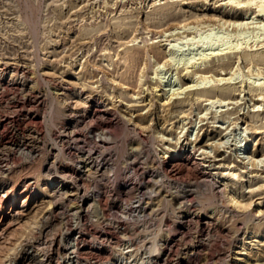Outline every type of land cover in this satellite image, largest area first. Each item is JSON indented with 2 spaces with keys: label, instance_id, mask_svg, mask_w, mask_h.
I'll list each match as a JSON object with an SVG mask.
<instances>
[{
  "label": "rangeland",
  "instance_id": "obj_1",
  "mask_svg": "<svg viewBox=\"0 0 264 264\" xmlns=\"http://www.w3.org/2000/svg\"><path fill=\"white\" fill-rule=\"evenodd\" d=\"M228 1L0 0V264H235L234 251L264 264V100L252 106L264 94V45L251 48L258 62L241 55L264 42V18L253 5L246 26L222 25L243 14ZM168 50L170 61L156 54ZM207 50L216 56L201 67L232 76L225 106L214 91L165 104L172 88L190 84L174 65L200 63ZM156 76L164 83L154 88ZM245 135L247 154L263 162L254 168L231 152ZM168 151L198 178L163 165ZM244 170L252 183L221 175ZM50 179L62 187L23 204ZM230 192L250 204L249 219L225 205Z\"/></svg>",
  "mask_w": 264,
  "mask_h": 264
},
{
  "label": "bare ground",
  "instance_id": "obj_2",
  "mask_svg": "<svg viewBox=\"0 0 264 264\" xmlns=\"http://www.w3.org/2000/svg\"><path fill=\"white\" fill-rule=\"evenodd\" d=\"M186 1V0H185ZM217 1H219V0H217ZM223 1V0H222ZM244 1V0H243ZM169 2V1H168ZM182 2V1H181ZM216 2V1H215ZM154 2H152L151 4H153ZM156 3V2H155ZM205 3H206V0H205ZM228 3H229V5H230V3L231 4H234L231 8L232 9H238V8H240L242 11V13L243 14H240L239 16H236V15H233L232 14V16H230V17H228V19L227 20H223V18L222 19H220L219 20V23H221L222 25H225V24H228V25H230V26H234V27H240V26H244L245 25V20H244V17H245V15H247L246 13H248L247 11H248V9H250V8H252V6L254 5L255 6V8H257L258 10H257V13H258V15L257 16H260V18H264V0H258V1H254V0H245L243 3L242 2H240L239 0H236V1H228ZM227 3V4H228ZM164 4V3H163ZM149 5V4H148ZM153 6H154V4H153ZM155 7V6H154ZM252 10V9H251ZM231 11V10H230ZM236 11V10H235ZM255 13V12H254ZM196 17V16H195ZM211 17V16H210ZM200 18H203V17H200ZM211 18H213V17H211ZM193 19H194V17H193ZM197 19V18H196ZM214 19L215 18H213V20H211V19H209V20H211V21H214ZM217 19V18H216ZM232 19V20H231ZM182 20V19H181ZM195 20V19H194ZM203 20V19H202ZM202 20H195V23H197V24H199V26H200V24H203V23H206V22H204V21H202ZM205 20V19H204ZM208 20V21H209ZM218 20V19H217ZM125 21V20H124ZM192 21V20H191ZM190 21V22H191ZM261 21H262V19H261ZM210 22V21H209ZM216 22V21H215ZM161 23V22H160ZM184 23V22H183ZM216 23H218V22H216ZM159 24V23H158ZM166 24V23H165ZM173 24H175V23H173ZM191 24V23H190ZM211 24V23H210ZM248 24V23H247ZM262 24H264V23H262ZM177 25H178V23H177ZM207 25H209V23H207ZM220 25V24H219ZM227 25V26H228ZM134 26V25H133ZM190 26V25H189ZM212 26V25H211ZM221 26V25H220ZM246 26V25H245ZM259 26H261V25H259ZM129 27V26H128ZM182 27V26H181ZM184 27H186L187 29H190V28H188V26H187V23H186V26H185V23H184ZM184 27H182V28H184ZM198 27V26H197ZM201 27V26H200ZM199 27V28H200ZM202 27H203V25H202ZM204 27H205V25H204ZM248 27V26H247ZM246 27V28H247ZM263 27V29H264V25L262 26ZM89 28V27H88ZM135 28V27H134ZM147 28V27H146ZM168 28V27H167ZM171 28V27H170ZM170 28H168V29H170ZM176 28V27H175ZM179 28V27H178ZM195 28V27H194ZM198 28V29H199ZM206 28H208L207 26H206ZM261 28V27H260ZM148 29V28H147ZM181 29V28H180ZM192 29V28H191ZM211 29V28H210ZM233 29V28H232ZM245 29V28H244ZM87 30V29H86ZM167 30V29H166ZM166 30H164L163 32L164 33H166ZM179 30V29H178ZM194 30V29H193ZM258 30H259V28H258ZM151 31V30H150ZM156 31V30H155ZM154 31V32H155ZM159 31V30H158ZM169 31V30H168ZM174 31V30H173ZM186 31V30H185ZM184 31V32H185ZM87 32V31H86ZM161 32H162V30H161ZM170 32H171V30H170ZM170 32H167V35H168V33H170ZM175 32V31H174ZM180 32V31H179ZM183 32V33H184ZM196 32H198L197 30H196ZM92 33V32H91ZM151 33V32H150ZM172 33V32H171ZM170 33V34H171ZM134 34V33H133ZM155 34V33H154ZM159 34H160V32H159ZM163 34V33H162ZM168 35L169 37H170V40L172 39L171 38V36L172 35ZM172 34H175V33H172ZM176 34H177V32H176ZM238 34V33H237ZM251 34V33H250ZM188 35V34H187ZM159 36H161V35H159ZM261 36V35H260ZM162 37V36H161ZM192 37V36H191ZM259 37V36H258ZM264 37V36H263ZM91 38V37H90ZM132 38V37H131ZM151 38V37H150ZM186 38V37H185ZM165 39V38H164ZM166 39H167V37H166ZM169 39V38H168ZM181 39V38H180ZM190 39V38H189ZM257 39V38H256ZM151 40V39H150ZM156 40V39H155ZM248 40V39H247ZM258 40H260V39H258ZM149 41V40H148ZM152 41V40H151ZM166 41V40H165ZM174 41H175V39H174ZM256 41V40H255ZM263 41H264V39H263ZM125 42V41H124ZM127 42V41H126ZM168 42V41H167ZM259 42H261L263 45H264V42H262V41H256V44H252V43H250V44H252V45H249V46H247V48H249L247 51H245L244 49H242V50H244L243 51V54H241L243 57L242 58H244V61L243 62H246V61H252V60H255L256 59V61L258 62V60H261L260 58H261V56H259V57H257L256 55H255V50L256 49H251V48H253V47H257V45H258V43ZM87 43V42H86ZM128 43V42H127ZM211 43H212V41H211ZM243 43V42H242ZM260 43V44H261ZM160 44V43H159ZM234 44V43H233ZM244 44V43H243ZM246 44V43H245ZM143 45H145L146 46V44L144 43ZM153 45H154V43H153ZM153 45H152V47H153ZM169 45V44H168ZM192 45H193V43H192ZM215 45V44H214ZM222 45V44H221ZM225 45H226V43H225ZM236 45H237V43H236ZM240 45H241V43H240ZM239 45V46H240ZM123 46L125 47V45H124V43H123ZM127 46V45H126ZM148 46H149V44H148ZM210 46V45H209ZM228 46V45H227ZM239 46L238 47H236L237 49L239 48ZM243 46V45H242ZM122 47V46H121ZM140 47V46H139ZM151 47V48H152ZM214 47V46H213ZM262 47V46H261ZM141 48V47H140ZM150 48V47H149ZM215 48V47H214ZM228 48H231V47H228ZM232 48H233V46H232ZM242 48V47H241ZM125 49H126V47H125ZM145 49V48H144ZM169 49V48H168ZM227 49V48H226ZM225 49V50H226ZM259 49V48H258ZM122 50V49H121ZM124 50V49H123ZM146 50V49H145ZM171 50V49H170ZM170 50H168V51H163L164 53H161L160 51H158V53L156 52V54H158V55H160V54H164V58L166 59V61H170ZM225 50H223V51H225ZM234 50V49H233ZM153 51V50H152ZM156 51V50H155ZM209 53H206V54H204V56H203V58H201V62L200 63H197V61L196 62H194L193 60V62H191V59H190V61H184V63H182V65L181 66H179L178 64L177 65H174V69L175 70H177V69H181L180 71V73H182V72H184V75H183V77L184 76H187V78L188 79H190V84L188 85V86H185V87H183V88H181L180 90H179V88L181 87V86H179V88L178 89H173L172 88V92L171 93H169L168 95H167V97H166V99H165V104L166 103H168L170 100H174L175 98H173V96H179V95H181V94H186V93H193V94H195V95H197V97H195V98H193L196 102H199V101H201L202 100V98H204V99H206V100H208L209 98H205V97H207L206 95L207 94H209L210 93V91H214L215 92V94L217 95V99H215V100H213L214 102H218L219 104H220V106H225V103H226V100H225V102H224V100L223 99H221L220 97H226V93H227V90H228V88H230V81L232 80V76H230V75H228V77L229 78H226V77H224L223 78V76L221 77V76H219V75H222V72H219V71H217V69H216V71L215 70H213L212 68H210V66H209V68H206V67H201V64H205L206 62H207V58L209 57V56H212V55H214V56H216L215 54L216 53H214L213 52V50H207ZM232 51V50H231ZM236 51V50H235ZM254 52V53H252V54H250L249 52ZM221 52V51H220ZM257 52V51H256ZM148 53H149V50L147 51H145L144 53H143V55L144 56H146L145 58L146 59H148L147 58V55H148ZM153 53V52H152ZM202 53V52H201ZM231 53V52H230ZM241 53H242V51H241ZM150 54V53H149ZM202 54V55H203ZM227 54V53H226ZM225 54V55H226ZM260 54V53H259ZM118 55H119V53H118ZM123 55V54H122ZM195 55V54H194ZM234 55V54H233ZM257 55H258V53H257ZM121 56V55H120ZM142 56V55H141ZM191 56V55H190ZM107 57V56H106ZM116 57V56H115ZM148 57H150V56H148ZM158 57V56H157ZM168 57H170V58H168ZM198 57H200V56H198ZM235 57H237V56H235ZM239 57V56H238ZM122 58H123V60L124 59H128L129 61H133V59H135V56H134V54H132V55H125L124 57L122 56ZM156 58V57H155ZM172 58H173V56H172ZM175 58V57H174ZM264 58V57H263ZM121 59V58H120ZM119 59V60H120ZM160 59V58H159ZM178 59H180V58H178ZM182 59H184L183 57H182ZM196 59V58H195ZM110 60V59H109ZM116 60V59H115ZM189 60V59H188ZM246 60V61H245ZM264 60V59H263ZM165 61V62H166ZM174 61V60H173ZM179 61V60H178ZM209 61V60H208ZM115 62H117V61H115ZM150 62V61H149ZM175 62V61H174ZM252 62H254V61H252ZM256 62V63H257ZM132 63V62H131ZM147 63V62H146ZM156 63V65H157V68L158 67H160L159 65H158V63L157 62H155ZM219 63V62H218ZM251 64V63H250ZM226 65V64H225ZM225 65H223L222 64V66H221V69H224L226 66ZM247 65V64H246ZM253 65V64H252ZM256 65V64H255ZM223 66H224V68H223ZM230 66V65H229ZM262 66V65H261ZM215 67V66H214ZM238 67V66H237ZM163 68V67H162ZM161 68V69H162ZM218 68H220V67H218ZM227 68V67H226ZM247 68V67H246ZM220 69V70H221ZM235 69V68H234ZM239 69V68H238ZM238 69H236V71L238 70ZM241 69V68H240ZM248 69V68H247ZM246 69V70H247ZM219 70V69H218ZM225 70V69H224ZM242 70V69H241ZM250 70V69H249ZM163 71V70H162ZM222 71V70H221ZM231 71V70H230ZM224 72V71H223ZM233 72H235V71H233ZM240 72V71H239ZM251 72V71H250ZM258 72V71H257ZM261 72V74H262V71H260ZM260 72H258V75H261V74H259ZM179 73V72H178ZM237 72H235V75H237L236 74ZM161 74V73H160ZM230 74V73H229ZM11 75V74H10ZM9 75V76H10ZM156 75V74H155ZM223 75H227V73H224ZM232 75V74H231ZM233 75H234V73H233ZM255 75H257L256 73H255ZM17 76V75H16ZM141 76V75H140ZM167 76V75H166ZM249 76V75H248ZM262 76V75H261ZM157 78L159 77V76H156ZM259 77V76H258ZM257 77V78H258ZM165 78V77H164ZM174 78V77H173ZM139 80H138V82H137V84H138V86H142L143 87V82H142V80L140 79V78H138ZM166 79V78H165ZM224 79H227V80H225V83H226V85H228L229 87H222V88H219L218 89V86H220V83L224 80ZM115 80V79H114ZM159 84L157 83V85L154 87V88H156V87H159L161 84H163L164 83V81H163V79H162V77H159ZM181 81V80H180ZM179 81V82H180ZM114 82H116V81H114ZM228 82V83H227ZM225 83H223V84H225ZM78 84V83H77ZM118 84H120V82L118 83ZM117 84V85H118ZM222 84V85H223ZM259 84V83H258ZM146 85V84H145ZM179 85V84H178ZM181 85V84H180ZM221 85V86H222ZM233 85V84H232ZM256 85V84H255ZM76 86V85H75ZM170 86L172 87V84H170ZM184 86V85H183ZM262 85H259V87L258 88H256V89H261L262 87H261ZM12 87V86H11ZM66 87V86H65ZM65 87H64V89H65ZM68 87V86H67ZM145 87V86H144ZM150 87V86H149ZM212 87V89H210ZM17 88V87H16ZM122 88H124V90L127 88H125V87H123L122 86ZM153 88V89H154ZM177 88V87H176ZM232 88V87H231ZM21 90V89H20ZM203 92H202V91ZM264 90V89H263ZM11 91V90H10ZM9 91V92H10ZM148 91V90H147ZM155 91H158V90H155ZM170 92V91H169ZM264 92V91H263ZM28 94V93H27ZM132 94V93H131ZM18 95V94H17ZM130 95V94H129ZM231 95V94H230ZM11 96H13V95H11ZM158 96H160V95H158ZM193 96V95H192ZM228 96H229V94H228ZM258 97H257V99H255V102L256 103H254L252 106L253 107H256V104L258 105V103L263 99L264 100V94H263V96H261V94L259 95H257ZM259 96L261 97V99L259 98ZM169 97V98H168ZM214 97V96H213ZM113 98V97H112ZM177 98V97H176ZM227 98V97H226ZM191 99V98H190ZM225 99V98H224ZM211 100V99H210ZM116 101V100H115ZM205 101V100H204ZM213 101H208L209 103H212ZM252 101V100H251ZM65 102V101H64ZM263 102V101H262ZM163 103V104H164ZM6 106V105H5ZM17 109V108H16ZM2 111H3V109H2ZM74 115V114H73ZM97 116V115H96ZM71 117V116H70ZM21 118V117H20ZM22 118H24V117H22ZM93 118V117H92ZM103 119V118H102ZM15 120V119H14ZM83 121H85V120H83ZM28 122V121H27ZM82 122V121H81ZM86 124V123H85ZM25 125V124H24ZM213 126V125H212ZM14 127V126H13ZM216 127V126H215ZM106 130V129H105ZM70 131V130H69ZM72 131V130H71ZM107 131V130H106ZM109 131V130H108ZM130 133V132H129ZM245 143L243 144V148L242 147H240V149H238L237 147H236V145H235V147L231 150V152H232V155L233 156H235V158L237 159L238 157H237V154L238 153H241L242 155H244V153H246L245 155H244V157L243 158H241L243 161H241L242 163H243V168H247L248 166H251V168H254V167H256L257 166V164H258V162L259 163H261L260 162V159H258V160H256V158H255V155L254 154H247V152H249L248 150H246V147H247V145H248V142L249 143H251L252 142V139L250 138V135L247 137L246 135H245ZM170 150V149H169ZM251 150V149H250ZM169 152V151H168ZM181 152V151H180ZM177 155H180V153L179 152H169V153H164V155H163V165H165V163L167 164V166L168 167H178V169L180 170V172H183V173H189L190 174V176L192 175V176H195V177H197L198 178V176H199V174L196 172V169H191V167H189L188 166V164H187V162H185V160H183L182 158H180L179 156H177ZM182 155V154H181ZM176 156V157H175ZM239 156V155H238ZM183 157H186V154H185V152H184V154H183ZM79 159V158H78ZM235 159V160H236ZM81 160V159H80ZM165 160V161H164ZM233 160H234V158H233ZM239 161H240V159H239ZM263 163V162H262ZM195 164V163H194ZM264 164V163H263ZM194 168V167H193ZM225 169V168H224ZM195 170V171H194ZM166 172V171H165ZM242 173H245L246 175H236V174H234L233 172H231V171H228V172H225L224 173V171L222 172V174L221 175H223V180L224 179H226L227 177L229 178L230 177V179H232L233 180V178H235L236 180L235 181H237V182H243V181H247V182H253V180H252V177H249V175H247V174H250L251 172H248V171H246V170H244V171H242L241 172V174ZM88 174H90V173H88ZM189 174H188V176H189ZM170 175V174H169ZM216 176V175H215ZM218 176V175H217ZM236 176V177H235ZM220 177V176H219ZM246 177H248L247 179H246ZM190 178V177H189ZM207 179V178H206ZM216 179V178H215ZM194 180V179H193ZM196 180V179H195ZM205 180V179H204ZM219 180V179H218ZM37 181V180H36ZM210 181V180H209ZM216 181V180H215ZM215 181L213 182V183H215ZM208 182V181H207ZM212 182V181H211ZM219 182V181H218ZM217 181H216V183H218ZM28 183V182H27ZM51 184H54L55 183V186L54 187H56V186H58V182H50ZM196 183H197V181H196ZM195 183V184H196ZM215 183V184H216ZM38 184V183H37ZM214 184V185H215ZM46 185V184H45ZM206 185V184H205ZM212 185V184H211ZM219 186V185H218ZM28 187V186H27ZM201 187V186H200ZM198 188V187H197ZM220 188H222V187H220ZM247 189H248V191H247V193H253V192H255L257 189H252V185H249V187H246ZM203 189V188H202ZM55 191V190H54ZM48 192V190H46L45 188H42L40 191H39V193H40V195L41 196H43V195H45L46 193ZM221 193V192H220ZM219 193V194H220ZM223 193V192H222ZM221 193V194H222ZM228 193V192H227ZM231 193V192H230ZM230 193L228 194L229 195V197H227V203H225V205L226 204H228V205H231V206H234V208L236 207V208H238L239 209V211L238 212H240V211H242V216L244 215V216H248V213L246 214V212H247V208L250 206V204L247 202H244L243 203V201L242 200H239V199H237L236 197H235V193H231V195H230ZM6 194V193H5ZM12 194V193H11ZM34 194L35 193H33V194H30L29 195V198H27L26 200H25V202H27V201H29L30 199H31V197L32 196H34ZM215 194V193H214ZM224 194V193H223ZM222 194V195H223ZM217 195H218V193H217ZM225 195V194H224ZM15 196H16V194H15ZM46 196V195H45ZM215 196V195H214ZM226 196V195H225ZM224 196V197H225ZM212 197H213V195H212ZM223 197V198H224ZM220 198V197H219ZM222 199V198H221ZM226 200V199H225ZM105 201V200H104ZM224 201V200H223ZM14 206L12 207V210L14 209V210H18L19 209V207H16V204L14 203L13 204ZM228 207V206H227ZM226 207V208H227ZM185 208V207H184ZM229 209V208H228ZM13 210V211H14ZM186 210V209H185ZM184 210V211H185ZM234 211V210H233ZM235 211H236V209H235ZM186 212V211H185ZM185 212H183V213H185ZM198 212V211H197ZM25 213V212H24ZM187 213V212H186ZM185 213V214H186ZM200 213V212H199ZM232 213V212H231ZM249 213H251V212H249ZM16 214V213H15ZM228 214V213H227ZM235 214H237V213H235ZM250 215V214H249ZM20 216H21V214H20ZM24 216V215H23ZM216 216V215H215ZM240 216V215H239ZM252 216H254V215H252ZM232 217V216H231ZM184 218V217H183ZM192 218V217H191ZM233 219H236L235 217H232ZM239 218V217H238ZM179 219H181V217L179 218ZM245 219V218H244ZM247 219H249L248 217H247ZM19 220V219H18ZM185 220V219H184ZM218 220V219H217ZM237 220V219H236ZM240 220V219H239ZM242 220V219H241ZM246 220V219H245ZM186 221V220H185ZM234 221V220H233ZM244 221V220H243ZM180 222H182V221H180ZM231 223V222H230ZM225 224V223H224ZM231 226V225H230ZM231 228V227H230ZM236 228V227H235ZM176 230V229H175ZM178 231V230H177ZM184 234V233H183ZM251 234H254V235H257V233L256 232H254V233H251ZM228 235V234H227ZM239 235V234H238ZM234 236V235H233ZM231 237V236H230ZM252 237H255V236H252ZM236 238V237H235ZM174 245V244H173ZM171 246V245H170ZM163 247V246H162ZM237 248H241V247H237ZM1 249V248H0ZM153 249V248H152ZM2 251V250H1ZM151 251V250H150ZM156 251V250H155ZM154 251V252H155ZM150 253V252H149ZM159 253V252H158ZM162 253V252H161ZM233 253H235L236 254V257L237 258H235L234 260V262H235V264H247L248 262H250L248 259V261L246 260V257L248 256V255H246L247 253H242L241 251L240 252H237V251H234ZM155 254V253H154ZM254 257V256H253ZM116 259H118V257H115ZM121 258V257H120ZM150 260V259H149ZM148 260V261H149ZM164 261H166V260H164ZM155 262V261H154ZM252 262V261H251ZM113 263V261H110V262H108V264H112Z\"/></svg>",
  "mask_w": 264,
  "mask_h": 264
},
{
  "label": "built area",
  "instance_id": "obj_3",
  "mask_svg": "<svg viewBox=\"0 0 264 264\" xmlns=\"http://www.w3.org/2000/svg\"><path fill=\"white\" fill-rule=\"evenodd\" d=\"M76 181H79L78 178H77ZM50 182H58L59 184H58V186L54 187L55 186V183L54 184H51ZM62 185L63 184H62V180L61 179H50L48 181L46 187H43V188H45L46 190H48V192H50V191H53L56 188L62 187ZM0 189H1L0 190V200H1L2 199V195H3L2 193L4 191H3V187H1V186H0ZM39 191H37V192H31L30 194H33V193H35V194H34V196L31 197V199L29 201L41 197V196H39L40 195ZM15 194H16V196H15ZM29 195H26L25 199L23 200V204L29 202V201L25 202V200L27 198H29ZM19 196H20V192H19L18 189H16L15 191H13L12 194L10 195V197L8 198L9 199L8 202L5 204V208L12 212V207L14 206L13 205L14 203L17 204L16 206L19 207V204H18Z\"/></svg>",
  "mask_w": 264,
  "mask_h": 264
}]
</instances>
